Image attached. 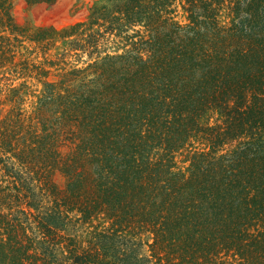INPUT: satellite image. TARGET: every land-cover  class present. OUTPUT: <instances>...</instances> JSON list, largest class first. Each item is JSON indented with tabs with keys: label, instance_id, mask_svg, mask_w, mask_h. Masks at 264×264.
Returning <instances> with one entry per match:
<instances>
[{
	"label": "trees",
	"instance_id": "trees-1",
	"mask_svg": "<svg viewBox=\"0 0 264 264\" xmlns=\"http://www.w3.org/2000/svg\"><path fill=\"white\" fill-rule=\"evenodd\" d=\"M178 1L93 5L53 79L0 0V264H264V0Z\"/></svg>",
	"mask_w": 264,
	"mask_h": 264
},
{
	"label": "rangeland",
	"instance_id": "rangeland-1",
	"mask_svg": "<svg viewBox=\"0 0 264 264\" xmlns=\"http://www.w3.org/2000/svg\"><path fill=\"white\" fill-rule=\"evenodd\" d=\"M13 3V13L16 17L17 22L24 28L27 29L25 45L29 50L35 49L34 52L27 51L26 48H22V52H26V56L35 59L37 62H43L46 58L50 61H56L55 64H46L50 70V78H57L58 73L70 69L74 66L84 65V60L87 59V54L82 51H72L66 56L64 52L71 48L69 44L70 40L74 39L75 36L64 38L63 32L71 28L77 22H82L88 19L90 14V8L96 4L107 3L108 0H9ZM175 19L185 23L187 22V12L184 8L183 2L179 0L176 4ZM136 28H140L137 26ZM48 30L49 36L43 41L46 53L42 47H38L41 43L31 41L28 36L38 33L41 30ZM133 29L129 30L131 33ZM111 39L119 40L120 37L112 36ZM69 42L67 44V42ZM126 41L113 42L111 41L108 46L109 49H114L115 46H122ZM57 75V76H56ZM19 79L16 81H20ZM37 79H29V83H36ZM37 85L34 86L36 88ZM215 121V116L213 118ZM178 167L185 168L189 164L187 151L181 153L177 157ZM55 182L64 188L66 184V177L62 172L55 171L54 174ZM53 199V198H52ZM23 206L26 207L25 204ZM102 221V228L109 224L108 221L104 222L102 219L93 220V222L79 223L78 227V240L82 247H87L89 244V238L91 231L94 230L95 226ZM144 236V235H143ZM146 238V236H144ZM152 241V240H151Z\"/></svg>",
	"mask_w": 264,
	"mask_h": 264
}]
</instances>
